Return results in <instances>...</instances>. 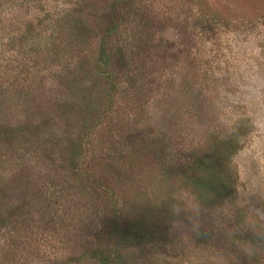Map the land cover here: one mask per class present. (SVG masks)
Masks as SVG:
<instances>
[{
  "label": "rangeland",
  "instance_id": "obj_1",
  "mask_svg": "<svg viewBox=\"0 0 264 264\" xmlns=\"http://www.w3.org/2000/svg\"><path fill=\"white\" fill-rule=\"evenodd\" d=\"M93 257L264 264V0H0V264Z\"/></svg>",
  "mask_w": 264,
  "mask_h": 264
},
{
  "label": "trees",
  "instance_id": "obj_2",
  "mask_svg": "<svg viewBox=\"0 0 264 264\" xmlns=\"http://www.w3.org/2000/svg\"><path fill=\"white\" fill-rule=\"evenodd\" d=\"M122 2H124V0H122ZM119 27L118 25L113 24V27L110 31H108L105 36H104V40L101 44V49H100V57L98 60V64L101 67L104 68H108L111 66V61L113 59V55L114 53H112V49L109 45L106 44L107 39L109 38H115L116 36L119 35ZM117 54V53H115ZM118 55V54H117ZM119 56H117V60L120 62H125V60H119L118 59ZM101 80L103 81L106 80L108 82H110L112 75L110 72L103 70L101 71ZM112 89L111 90H116V85L112 82ZM90 111L88 112L90 114V116L92 115L91 118H93V113L95 111V108L93 107V105H90ZM88 108V109H89ZM93 122V120H90L89 123V119L87 117H84V128H86L87 126L91 125ZM77 157H79L78 153H77V147L74 148L73 153H72V159L75 160ZM217 167V161L216 159H209L207 162L204 161H199L195 160L193 163H191L189 166L185 167V174H183V180L187 181L189 183L190 186H192L193 190H195L196 192H198L200 194L201 197H208L210 195H215L216 192L218 190H221V184H219L216 180L214 179L213 181H208L205 182V176H207L208 174H211L212 169H216ZM172 172H175V170H171ZM221 186V187H220ZM218 194V193H217ZM96 261L99 262V264H106L107 260L105 259H101V258H97V257H93Z\"/></svg>",
  "mask_w": 264,
  "mask_h": 264
}]
</instances>
